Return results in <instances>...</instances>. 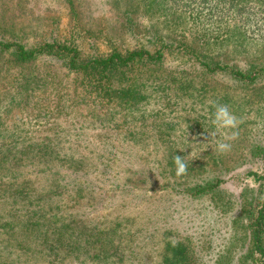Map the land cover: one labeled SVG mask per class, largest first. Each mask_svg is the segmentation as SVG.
<instances>
[{
    "label": "rangeland",
    "instance_id": "rangeland-1",
    "mask_svg": "<svg viewBox=\"0 0 264 264\" xmlns=\"http://www.w3.org/2000/svg\"><path fill=\"white\" fill-rule=\"evenodd\" d=\"M224 29L216 41L188 38ZM182 35L213 59L259 64L264 0H0V36L25 46L64 40L86 57ZM199 70L181 52L134 67L125 75L144 97L122 105L60 59L0 53V264H166L178 246L187 264H250L240 208L258 186L251 172L264 173V73L244 86ZM209 100L238 127L217 129ZM204 181L217 183L192 194ZM20 183L27 207L7 202Z\"/></svg>",
    "mask_w": 264,
    "mask_h": 264
},
{
    "label": "trees",
    "instance_id": "trees-1",
    "mask_svg": "<svg viewBox=\"0 0 264 264\" xmlns=\"http://www.w3.org/2000/svg\"><path fill=\"white\" fill-rule=\"evenodd\" d=\"M144 2L147 7H150L153 3L162 4L165 0H144ZM228 32H230L228 29L219 30L208 35L202 32L201 37L192 35L188 38L193 43L198 42V40L216 41L222 39L223 36L225 37L229 34ZM183 36L178 37L177 40H164L161 36L155 37L151 42L150 49L143 46L123 51L112 48L104 54L86 57L81 56L75 45L64 40H43L32 46H25L16 38L4 40L0 36V53H7L12 62L16 64L31 62L42 55L60 59L69 70L81 74L97 94L106 99H115V101L123 103L122 105L129 102L136 103L144 97L140 90L139 81L137 82V75L128 78L125 72L132 71L134 67L158 66L163 62L166 55L172 53L181 52L188 55L200 69L197 78L207 74L223 72L236 82L244 86H250L264 73V60L259 64H249L244 67L237 66L234 63L222 62L192 46L191 42L185 38L187 36ZM262 123L264 126V119ZM42 153L45 154L46 152L42 151ZM10 163L7 160L8 166ZM251 175L253 181H258V186L251 197L241 202L240 212L242 217L240 218L245 221L242 228L248 238V245L241 257L250 264H264V173L251 172ZM11 179L16 180L17 178L11 177ZM216 183L215 181H204L192 185L189 189L192 190V194H204L210 192ZM9 191L7 190L8 203L14 204L21 200L24 201V204H22L24 207L29 205L26 198L28 192L23 183L15 185L11 192ZM24 228H33V226L25 223ZM170 255L166 264H187L184 248L180 246L171 247Z\"/></svg>",
    "mask_w": 264,
    "mask_h": 264
},
{
    "label": "clouds",
    "instance_id": "clouds-1",
    "mask_svg": "<svg viewBox=\"0 0 264 264\" xmlns=\"http://www.w3.org/2000/svg\"><path fill=\"white\" fill-rule=\"evenodd\" d=\"M208 104L215 109L213 113L212 123L217 129H236L240 123V120L235 116L226 104H221L218 101L209 100ZM237 133L232 131L230 135H226L225 139H235ZM231 145L226 142L217 143V151L219 153H225L229 151ZM174 163L177 165V175L184 174L187 170V165L183 162L181 156L176 155L174 157Z\"/></svg>",
    "mask_w": 264,
    "mask_h": 264
}]
</instances>
